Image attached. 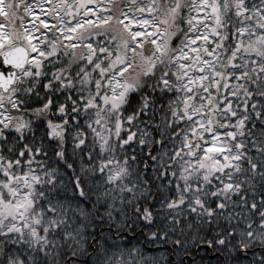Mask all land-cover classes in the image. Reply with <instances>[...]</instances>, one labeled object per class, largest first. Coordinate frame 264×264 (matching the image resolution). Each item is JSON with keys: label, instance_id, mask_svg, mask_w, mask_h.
<instances>
[{"label": "snow or ice", "instance_id": "obj_1", "mask_svg": "<svg viewBox=\"0 0 264 264\" xmlns=\"http://www.w3.org/2000/svg\"><path fill=\"white\" fill-rule=\"evenodd\" d=\"M0 264H264V0H0Z\"/></svg>", "mask_w": 264, "mask_h": 264}]
</instances>
